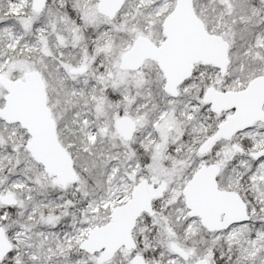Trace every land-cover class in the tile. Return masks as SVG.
<instances>
[{"label":"snow or ice","instance_id":"obj_1","mask_svg":"<svg viewBox=\"0 0 264 264\" xmlns=\"http://www.w3.org/2000/svg\"><path fill=\"white\" fill-rule=\"evenodd\" d=\"M0 264H264V0H0Z\"/></svg>","mask_w":264,"mask_h":264}]
</instances>
